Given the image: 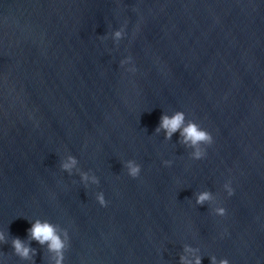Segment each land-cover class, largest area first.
<instances>
[{
  "label": "water",
  "instance_id": "water-1",
  "mask_svg": "<svg viewBox=\"0 0 264 264\" xmlns=\"http://www.w3.org/2000/svg\"><path fill=\"white\" fill-rule=\"evenodd\" d=\"M176 111L212 135L204 159L156 131ZM37 220L62 264H264V0H0V264H56Z\"/></svg>",
  "mask_w": 264,
  "mask_h": 264
},
{
  "label": "clouds",
  "instance_id": "clouds-1",
  "mask_svg": "<svg viewBox=\"0 0 264 264\" xmlns=\"http://www.w3.org/2000/svg\"><path fill=\"white\" fill-rule=\"evenodd\" d=\"M125 36L124 28H120L113 32V38L117 41L123 39ZM132 63L131 57L124 59L120 62V66L124 67ZM128 72L135 73L137 69L133 66L127 69ZM163 130L165 132V139L171 140L173 134L180 133V143L188 148L193 149L191 153V158L193 160H202L206 157V149L208 146L213 144L212 135L203 129L199 124L192 120H187L185 113L182 111H176L172 115L164 114L160 118L159 127L156 129L157 132ZM78 161L75 157L69 155L65 160L61 161L60 167L63 172H67L69 175L72 174L73 168L77 165ZM171 161H164L166 167H171ZM127 170V175L132 179H137L141 173V166L136 163L135 160H129L124 164ZM91 179L92 184H99L98 178L93 175L89 177L86 173H81V180L85 183L87 187V181ZM224 188L227 191L228 197L234 194V189L231 187V181L229 180L224 184ZM213 200V195L210 191H204L197 196V204L203 205L205 202H211ZM96 201L101 207H107L108 202L105 200L104 194L101 192L96 196ZM215 215L219 217H224L226 215V209L224 207L216 208ZM29 235L32 240L37 241L39 244L44 245L47 243L48 250L56 254V264H62L63 261V250L65 248V242L61 239L58 234L56 226L48 222H41L37 220L32 224L29 229ZM67 234L65 233V237ZM4 240V236L0 233V241ZM15 254L23 259H29L30 253L34 255V250L30 247L25 246V244L16 238L12 241ZM185 251H191V249L186 248ZM211 264H229L227 259H221L219 262L215 256L211 257ZM181 264H192L186 257H181ZM195 264H201V258L197 257L195 259Z\"/></svg>",
  "mask_w": 264,
  "mask_h": 264
}]
</instances>
